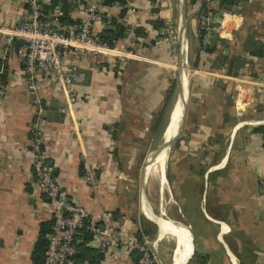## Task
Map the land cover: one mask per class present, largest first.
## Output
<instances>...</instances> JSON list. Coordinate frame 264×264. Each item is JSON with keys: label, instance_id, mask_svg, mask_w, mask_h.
Segmentation results:
<instances>
[{"label": "crops", "instance_id": "crops-1", "mask_svg": "<svg viewBox=\"0 0 264 264\" xmlns=\"http://www.w3.org/2000/svg\"><path fill=\"white\" fill-rule=\"evenodd\" d=\"M220 1H206L207 9L220 10L215 12V23L221 30L216 33L215 45H209L210 51L199 54V75L179 142L189 163L184 165V178L171 186L170 196L182 218L173 219L187 224L191 236L183 243L178 236L181 229L177 236L174 233L170 264L176 247L181 248L176 259L179 264L181 252L186 247L187 253L190 242L191 251L205 257V264H264V135L257 131L264 127V0H246L233 6L232 12L221 10ZM204 3L197 1L191 10L184 0L168 5L159 0H129L127 14L121 17L119 5L102 6L111 23L96 27L95 32L114 28L112 18L118 19L126 32L115 46L123 49L137 40L151 43L160 28H152L157 18L175 19L179 39L191 48L189 56L194 63L197 17ZM160 6V12L152 10ZM69 13L73 18L79 16L74 5ZM27 16L24 0H0V26L11 27ZM137 27L145 29V38L135 35ZM144 47L143 59L126 64L113 57L82 55L80 81L65 91L48 81L39 97L46 117V161L67 197L86 209V229L101 228V214L107 212L113 236L120 242L136 240L138 233L141 243L153 239L152 246L157 249L166 241L157 243L164 224L142 209L145 217L130 208L127 179L135 159L144 154L142 143L174 79L168 44ZM67 58L72 56L67 54ZM0 64V264H33L31 254L40 226L52 222V205L35 192L33 172L23 150L35 120V100L27 90L21 60L13 52L5 53L2 34ZM189 77L186 101L191 71ZM54 104L64 107L61 121L52 119ZM87 165L96 173L93 187L82 179ZM179 201L185 211L179 208ZM187 221L198 225L201 243L195 251V237ZM153 226L150 238L143 231H151ZM82 240L79 232L75 242ZM95 240L92 234L86 247L96 254ZM120 256L122 264H138L131 253L121 251ZM157 262L163 264L159 256ZM94 264L109 263L101 260Z\"/></svg>", "mask_w": 264, "mask_h": 264}, {"label": "built area", "instance_id": "built-area-1", "mask_svg": "<svg viewBox=\"0 0 264 264\" xmlns=\"http://www.w3.org/2000/svg\"><path fill=\"white\" fill-rule=\"evenodd\" d=\"M66 1L24 0L28 16L11 27L0 26V34L4 35L5 53L13 52L21 60L27 90L35 100V120L23 150L33 172L35 192L48 199L52 205V225L42 264H88L75 258V237L86 227L88 213L84 207L67 197L46 161V117L39 93L48 81L59 84L63 91L72 83L80 81L82 74L78 68L82 55L113 57L120 64L143 59L145 55L144 46L121 49L100 40L95 28L111 23L102 11V0H74L79 11V22L76 25L63 21ZM212 21V12L207 9L203 18L205 29L209 28ZM16 41L22 45L15 50L13 45ZM166 43L169 46V61H176L177 55L182 53L183 68L188 45L186 42L182 44L178 29L167 22L158 29L152 46L160 48ZM67 54L72 56L71 60H68ZM82 179L91 187L95 185L96 173L89 165L83 170ZM101 223V228L91 227L90 232L96 238L95 248L102 260L109 264H122L120 255L121 251H125L138 252V264H156L154 254L146 248L147 242L138 243L135 239L120 242L113 236L107 212L101 214Z\"/></svg>", "mask_w": 264, "mask_h": 264}, {"label": "rangeland", "instance_id": "rangeland-1", "mask_svg": "<svg viewBox=\"0 0 264 264\" xmlns=\"http://www.w3.org/2000/svg\"><path fill=\"white\" fill-rule=\"evenodd\" d=\"M150 1L152 3L156 2V0H150ZM159 1L161 3H164V5H168L169 2H172V3L174 2V3L178 4V0H159ZM184 1L186 2V5L189 6V8L191 10L194 9L193 5H196L195 3L197 1H198V3L205 2L204 3L205 5H203L201 7L199 14H198V17H197L198 18L197 19L198 20V23H197L198 46H196V49L193 50V54L194 53L197 54L195 59H194V63H192L190 61L192 58V57L190 58V56H189L191 48L188 47V49H187L186 65L188 66V69L191 71V88H190L188 101L186 102V104H187L186 114H185V117H186L187 112H188L189 103L191 100V95L193 93L194 82L197 81L196 79L199 75L197 73L198 71H196V70H198L197 65L199 64V54L200 53H206L207 47H209V45H211V46L215 45L216 41L213 39V34L218 33L221 29H219V27L217 26L218 24L215 23V20H217L215 12H220V10H217V11H214V10L211 11L210 10L212 12V15H213V21H212V23H210V25H208L209 28L205 29L206 27L203 24V18L205 17V13L207 11L206 1L205 0H184ZM244 1H246V0H238L237 5H240ZM82 2H84V1H82ZM84 4H85V2H84ZM164 8L167 9L166 7H164ZM234 8L235 7H230L228 10H225V9L224 10L232 12ZM160 9H162L161 6L158 9L154 8L152 10L155 11V13H157V12H160ZM221 10H223V9H221ZM240 11H242V9H240ZM169 15H170V17H172L171 11H170ZM164 18H165L164 16L159 17V19L162 21V25L160 27H162L163 24L167 22V23L172 24L176 28V25H175L176 20L175 19H172V21L170 22V21H164ZM200 34L203 35L202 43L199 42ZM191 54H192V52H191ZM193 54H192V56H193ZM179 55L180 54L177 55L176 61H172V62L169 61L171 63L169 68L171 69V75H172L174 80L175 79L177 80L178 74L180 72V66H178V64H177L179 58L181 57ZM181 55H182V53H181ZM170 89H172V88L170 87ZM177 91H178V85L175 87V90H172V92H168L167 96L169 97V99H168V101H165L166 106L164 104L163 107H161V109L156 114L155 119L153 120V126L151 129L148 130L149 136L146 137L142 143L141 150L144 151V154H142L141 156H139L135 159V166L131 170L132 174H130V176L127 179V182H128V189H127L128 192L127 193L129 194L128 195L129 206L131 209L134 208L137 211V213H140V215L142 217H145V216L143 215L142 211L140 210L141 209L140 208V200H141L142 195H144L147 198L145 201L147 208H149L148 206L150 203L151 207L153 208V210L156 214L161 213V210H163L164 215H166L170 218L182 219L181 215L179 216V211H178L177 206H175V204L170 203L169 194L165 191L160 192L161 188H160V182H159L158 176L149 177V179L147 180V183L145 185H142V181H141V175H142V172L144 170L145 162H146V158H145L146 152H148L151 149H154L158 146V144L160 142V138L165 132L163 130L165 129V126L167 125L169 114L173 108L175 101H176ZM181 137H182V132H181L180 136L176 140H174L173 143L170 145V148L168 151V161L166 164L165 175L167 176L166 179H167L168 184L170 186V195H171L172 184H176L177 182H180L182 180L181 178H184L183 168H184L185 164L189 163V158H186L187 159L186 161L184 159L185 158L184 155H187V153H185L184 150L182 152L180 144H179ZM148 155H149V152H148ZM144 187H145V189H144ZM174 192H175V194H177L176 191H174ZM178 204H179V208H182V210L185 211V207L183 209V204H181L180 201L178 202ZM194 209H195V207H194ZM149 210L150 211L147 212L146 215H151L152 217H155L152 210L150 208H149ZM185 217H187V219H188L189 215H187ZM155 218L157 220H160L164 224V226L162 227L161 235L159 236L157 243L161 242L164 239H166V241L161 242L159 247L157 249H155L152 246L153 239H151L150 242L147 241L146 248L149 250V253L154 254L156 261H157V257L159 256L160 259L162 260L163 264H170L171 253H172V249L174 246V232L171 229L173 224L168 220L159 219L157 217H155ZM187 222L190 225L192 233L195 237V240L193 242V248L195 251V250H197V248L200 246V243H201V240L199 239L200 233L197 229L198 225L194 221H187ZM168 224L171 226V228L168 227L169 226ZM176 224L181 229V233L178 234V236L183 239L182 228L185 225V223L176 220ZM154 232H155L154 226L152 227L151 231L148 230V234L152 236L150 238H153ZM190 235H191V233H190ZM180 251H181V248H178L176 258H175V264H176V259H177L178 255L180 254ZM200 259H201V257L197 256V254H195V252L193 253V251H191V248H189L187 255H186L185 263H183V264H205L204 261L206 258L202 257L201 260H203V261H201Z\"/></svg>", "mask_w": 264, "mask_h": 264}, {"label": "trees", "instance_id": "trees-1", "mask_svg": "<svg viewBox=\"0 0 264 264\" xmlns=\"http://www.w3.org/2000/svg\"><path fill=\"white\" fill-rule=\"evenodd\" d=\"M129 0H102V6L106 8V6H113V5H119L120 10H119V17L121 16H126L127 14V4ZM238 0H221L220 1V8L228 10L230 7H233L237 5ZM75 6L74 0H68L64 4V11H65V16L63 17V21L66 24L69 25H76L79 22V17L73 18L70 16V9L72 6ZM112 25H114V28H105L101 29V31L98 33V36L100 40L107 42L108 45L110 46H115L116 43L118 42L119 39L123 38L125 32H126V27L125 25L121 24L118 22V19L112 18ZM162 25V21L157 18L153 23H152V28L157 29ZM134 33L137 37H146V31L143 27H137L134 29ZM203 40V35L200 34L199 36V42L202 43ZM153 42V41H152ZM152 42H140V40L133 42V45L131 47L140 45V46H146V45H152ZM22 43L20 41H16L14 43L15 50L20 47ZM207 51H210L207 47ZM103 65V63H101ZM1 66V64H0ZM125 66V65H124ZM4 69V66H3ZM123 69V65L122 68ZM1 73L3 72L2 69H0ZM230 74V73H229ZM5 76L1 77V81H4ZM177 86V80L175 79L171 85V88L169 92H172V90H175V87ZM169 97H166V101H168ZM166 106V103H165ZM164 131V130H163ZM257 131L261 132L264 135V127H260L257 129ZM163 133V132H162ZM162 135V134H161ZM52 225V222L49 221L46 224H42L40 226V231H39V236L37 243L35 245L34 251L31 254V260L33 264H42L44 261L45 257V251H46V246H47V236L50 232V227ZM79 232L82 233L84 236V240H82L81 243H76L75 242V247L77 249V254L75 256L77 261L84 262L87 261L88 264H94L96 262H99L102 260V256L98 254V252L95 254L93 250H90L89 248L86 247V243L89 242L92 238V233L89 232L86 227L81 229ZM145 235H148V231H143ZM136 241L138 243L142 242V237L141 234H136L135 236ZM131 255H133V261L135 263L139 262L140 254L138 252H132Z\"/></svg>", "mask_w": 264, "mask_h": 264}, {"label": "bare ground", "instance_id": "bare-ground-1", "mask_svg": "<svg viewBox=\"0 0 264 264\" xmlns=\"http://www.w3.org/2000/svg\"><path fill=\"white\" fill-rule=\"evenodd\" d=\"M184 43H183V45H184ZM180 68L181 69H180V72H179V78H180V85H181L182 93H183L182 101L178 102V103H176V102L174 103L173 108H172V110H171V112L169 114L168 124L166 125L165 132L161 136L158 146L156 148H154V149H151L149 151V155L147 154L145 167H144V170L142 172V185H145L147 183V180L149 179V177L158 176L159 182H160V188H161L160 192L161 191H163V192L165 191V192H167L169 194V199H170V203L171 204H175V201H174L173 197L170 196V193H169L170 186H169L168 181L166 179L167 176L165 175V169H166V164H167V156H168V151H169V148H170V147L167 146V143L177 133L178 125H179L180 119L182 117V112H183L182 104L184 102H187L186 101V96H187V92H186L187 91L186 90V85L187 84H186V82H190V79H189L190 78L189 77L190 70L188 69V66L186 64H183V68L181 66H180ZM184 118H185V112H184V116H183V122H184ZM183 122H182V125H183ZM173 129H174V134H173ZM171 134H172V137H171ZM144 189H145V187H144ZM146 199L147 198L144 196V198L141 200V202H140L141 209L145 213H147V212L150 211L149 210V208H150L152 210V212L154 213L155 217H157L159 219L170 221L173 224L172 225V229H173L175 235L177 236V232H179L180 227L176 224V220L173 219V218L169 219L168 216L164 215V211L163 210H161V213L156 214L154 212L153 208L151 207L150 203H149V206H148L149 208H147V206L145 204ZM184 226H186V229H185V227L182 228V230H183V243L184 242H188V238H189V236H191L190 235V230H188L189 227L187 228V224L184 225ZM158 227H161V226L158 224ZM190 243H187V252H188V250L190 248ZM154 247L156 248L157 246H154ZM178 248H180V247H178ZM178 248L176 247L175 258H176V254H177ZM185 251H186V247H184L182 252H181V256H180L181 261H180L179 264H183L185 259H186L187 253L184 254ZM174 262H175V259H174Z\"/></svg>", "mask_w": 264, "mask_h": 264}, {"label": "water", "instance_id": "water-1", "mask_svg": "<svg viewBox=\"0 0 264 264\" xmlns=\"http://www.w3.org/2000/svg\"><path fill=\"white\" fill-rule=\"evenodd\" d=\"M216 38H218V35L215 33V34H213V39H216ZM179 65L181 66L182 65V59L180 58V63H179ZM178 79H179V91H178V95H177V98H176V103H178V102H181L182 101V97H183V93H182V88H181V85H180V78L178 77ZM184 100V99H183ZM182 106H183V112H182V117H181V119H180V122H179V125H178V129H177V133L174 135V137L170 140V141H168V143H167V146L168 147H170V145L173 143V141L180 135V133H181V130H182V122H183V116H184V112H185V110H186V102H184L183 104H182ZM64 108V107H63ZM63 108H59L57 105H52V107H51V111H52V119L54 120V121H58V120H60L61 121V119L64 117V114L63 113H61V110L63 109ZM167 124H168V122H167ZM176 251V250H175ZM175 251H174V255H173V258H172V260H173V262H172V264H175V262H174V259H175Z\"/></svg>", "mask_w": 264, "mask_h": 264}]
</instances>
